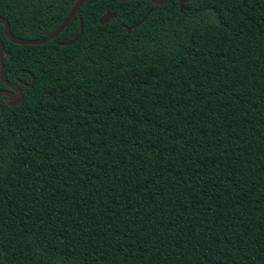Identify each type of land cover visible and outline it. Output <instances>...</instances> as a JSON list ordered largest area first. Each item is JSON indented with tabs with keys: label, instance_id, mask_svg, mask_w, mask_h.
I'll list each match as a JSON object with an SVG mask.
<instances>
[{
	"label": "trees",
	"instance_id": "16d2710c",
	"mask_svg": "<svg viewBox=\"0 0 264 264\" xmlns=\"http://www.w3.org/2000/svg\"><path fill=\"white\" fill-rule=\"evenodd\" d=\"M76 1L0 17L37 40ZM0 40V264H264V0H86Z\"/></svg>",
	"mask_w": 264,
	"mask_h": 264
},
{
	"label": "water",
	"instance_id": "95a60500",
	"mask_svg": "<svg viewBox=\"0 0 264 264\" xmlns=\"http://www.w3.org/2000/svg\"><path fill=\"white\" fill-rule=\"evenodd\" d=\"M85 1L86 0H77L75 2V4L73 5V7L71 8V10L69 11V13L67 14V16L65 17V19L63 20V22L52 33H50L49 35H47L43 38L37 39V40H25V39L14 37L10 32V26H9V23L7 22V20L0 17V24L3 25V27H4V36L8 39V41H10L11 43L16 44V45L36 46V45L45 44L51 40H54L60 33L63 32V30L69 25V23L72 21V19L74 18V16L78 12V10L82 7V5L85 3ZM116 1L127 2L130 0H116ZM150 1L156 7H158V6L165 5L170 0H150ZM188 1L189 0H178L180 11L183 10V5ZM150 13H151V11L147 12L146 15L136 25H134L132 27H128L127 31L129 32L132 28L140 25L146 19V17L148 15H150ZM114 16H115V14H113V13H106L100 17L99 23L105 24L110 19L114 18ZM82 32H83V26H82V23L80 22V30H79L78 35L73 40L62 43L61 45L68 46V45L74 44L76 41L79 40V38L82 35ZM3 54H4L3 45H2V42L0 40V80L3 83V85L6 87L5 90H0V97H6L8 99V105L15 107L22 102L23 93H22V90L19 86H17L14 83L9 82L5 78ZM30 76H31V83L29 85H26L27 88L31 87L33 85V82H34V77L32 75H30Z\"/></svg>",
	"mask_w": 264,
	"mask_h": 264
}]
</instances>
